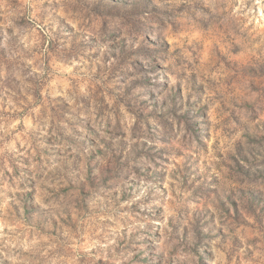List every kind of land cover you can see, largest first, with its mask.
<instances>
[{
	"label": "rangeland",
	"instance_id": "1",
	"mask_svg": "<svg viewBox=\"0 0 264 264\" xmlns=\"http://www.w3.org/2000/svg\"><path fill=\"white\" fill-rule=\"evenodd\" d=\"M0 264H264V0H0Z\"/></svg>",
	"mask_w": 264,
	"mask_h": 264
}]
</instances>
